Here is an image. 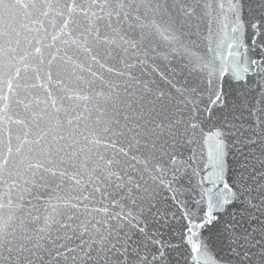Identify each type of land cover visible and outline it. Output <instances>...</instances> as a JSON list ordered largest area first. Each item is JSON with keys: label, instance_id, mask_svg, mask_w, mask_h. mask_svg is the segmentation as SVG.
I'll return each mask as SVG.
<instances>
[{"label": "water", "instance_id": "1", "mask_svg": "<svg viewBox=\"0 0 264 264\" xmlns=\"http://www.w3.org/2000/svg\"><path fill=\"white\" fill-rule=\"evenodd\" d=\"M212 2L0 0V264H150L141 227L199 137Z\"/></svg>", "mask_w": 264, "mask_h": 264}, {"label": "snow or ice", "instance_id": "2", "mask_svg": "<svg viewBox=\"0 0 264 264\" xmlns=\"http://www.w3.org/2000/svg\"><path fill=\"white\" fill-rule=\"evenodd\" d=\"M209 38L199 137L141 227L150 264H264V0H213Z\"/></svg>", "mask_w": 264, "mask_h": 264}]
</instances>
